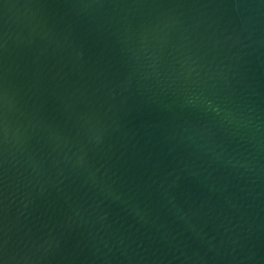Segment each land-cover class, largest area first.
<instances>
[{"label":"water","instance_id":"95a60500","mask_svg":"<svg viewBox=\"0 0 264 264\" xmlns=\"http://www.w3.org/2000/svg\"><path fill=\"white\" fill-rule=\"evenodd\" d=\"M0 264H264V0H0Z\"/></svg>","mask_w":264,"mask_h":264}]
</instances>
